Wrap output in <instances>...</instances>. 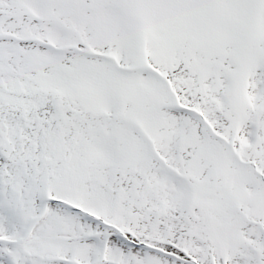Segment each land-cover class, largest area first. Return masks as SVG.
Masks as SVG:
<instances>
[{
	"label": "snow or ice",
	"instance_id": "snow-or-ice-1",
	"mask_svg": "<svg viewBox=\"0 0 264 264\" xmlns=\"http://www.w3.org/2000/svg\"><path fill=\"white\" fill-rule=\"evenodd\" d=\"M0 264H264V0H0Z\"/></svg>",
	"mask_w": 264,
	"mask_h": 264
}]
</instances>
